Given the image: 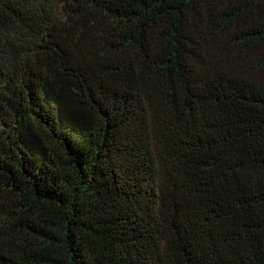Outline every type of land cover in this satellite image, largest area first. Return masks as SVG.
Instances as JSON below:
<instances>
[{
    "label": "trees",
    "instance_id": "1",
    "mask_svg": "<svg viewBox=\"0 0 264 264\" xmlns=\"http://www.w3.org/2000/svg\"><path fill=\"white\" fill-rule=\"evenodd\" d=\"M0 264H264V0H0Z\"/></svg>",
    "mask_w": 264,
    "mask_h": 264
}]
</instances>
